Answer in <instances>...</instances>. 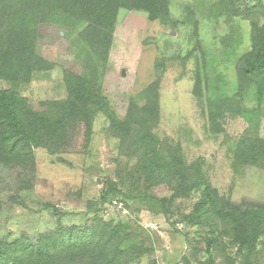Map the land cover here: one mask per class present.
Instances as JSON below:
<instances>
[{
  "label": "rangeland",
  "instance_id": "obj_1",
  "mask_svg": "<svg viewBox=\"0 0 264 264\" xmlns=\"http://www.w3.org/2000/svg\"><path fill=\"white\" fill-rule=\"evenodd\" d=\"M235 3L241 12L257 5L255 0ZM239 11L229 0H170L169 17L157 20L121 10L106 55L92 52L76 33L65 36V29L42 27L38 49L50 62L48 69L27 84L0 80V90L17 92L36 112L60 116L68 82L80 75L107 104L95 107L89 147L83 124H77L73 145L64 152L35 148L26 163L0 166L1 249L19 241L35 246L59 227L79 225L109 230L111 241L126 251V264H264V238L248 252L234 242L230 222H190L199 192L175 200L169 213L113 194L87 210L88 202L99 201L113 183L124 193L131 189L133 163L120 153L110 116L124 121L134 106L139 117L138 110L155 98L158 113L140 118L144 128L164 145H180L188 164L203 165L220 197L236 204L264 203V168L237 160L238 148L264 139V94L259 97L239 76L253 47L250 17ZM256 12L264 26V0ZM155 192L171 196L164 185ZM52 207L66 218L58 221Z\"/></svg>",
  "mask_w": 264,
  "mask_h": 264
},
{
  "label": "trees",
  "instance_id": "obj_2",
  "mask_svg": "<svg viewBox=\"0 0 264 264\" xmlns=\"http://www.w3.org/2000/svg\"><path fill=\"white\" fill-rule=\"evenodd\" d=\"M255 1L254 8L241 12L235 0H229L232 8L250 17L252 25L253 47L242 59L239 76L242 82L252 84L262 97L264 26H260L255 14L263 0ZM121 10L142 11L151 20L164 19L170 14V0H0V80L27 84L36 72L48 69L50 62L38 49L44 26L65 29V36L76 33L79 38H85L92 52L107 54ZM68 83L66 111L60 116L36 112L17 92L0 90V166L13 169L14 165L26 163L35 148L46 149L51 154L64 152L73 145L72 129L77 124H83L84 145L89 147L95 107L107 102L96 94L94 84L87 77L74 75ZM134 109L137 108L133 106L124 121L110 116L112 128L120 137V153L133 163L128 182L132 190L124 193L113 183L99 201L88 202L87 210H95L113 194L169 213L175 200L199 192L201 200L195 205L190 222L198 225L212 218L230 222L234 242L242 250H254L264 238V203L236 204L220 197L203 165L188 164L180 145H164L144 128L140 118L147 121V115L156 117V98L138 110L139 117ZM210 118L216 119L213 110ZM237 160L244 166L263 169L264 164L260 162L264 161V139L249 141L244 148H238ZM163 185L171 193L170 197L156 194L157 188L163 191ZM52 209L58 221L66 218V214ZM108 232L96 226L76 225L59 227L56 232L41 236L35 246L29 241H19L14 248L1 249L0 243V264L11 261L14 264H126V251L111 241Z\"/></svg>",
  "mask_w": 264,
  "mask_h": 264
}]
</instances>
